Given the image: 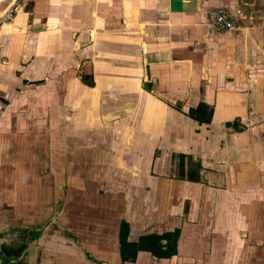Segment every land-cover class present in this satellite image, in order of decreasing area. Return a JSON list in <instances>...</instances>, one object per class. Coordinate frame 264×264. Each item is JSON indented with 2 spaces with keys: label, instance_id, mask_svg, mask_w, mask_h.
<instances>
[{
  "label": "crops",
  "instance_id": "1",
  "mask_svg": "<svg viewBox=\"0 0 264 264\" xmlns=\"http://www.w3.org/2000/svg\"><path fill=\"white\" fill-rule=\"evenodd\" d=\"M54 218L93 259L33 264H264V0H0V232Z\"/></svg>",
  "mask_w": 264,
  "mask_h": 264
},
{
  "label": "water",
  "instance_id": "2",
  "mask_svg": "<svg viewBox=\"0 0 264 264\" xmlns=\"http://www.w3.org/2000/svg\"><path fill=\"white\" fill-rule=\"evenodd\" d=\"M56 181V180H55ZM54 181V182H55ZM64 191V190H62ZM63 193L64 198H66V192ZM69 196V195H68ZM65 200V199H63ZM61 201V200H60ZM63 202V201H62ZM60 203H57L56 210L59 209ZM86 205H84L83 210L87 211ZM58 211V210H57ZM71 211H75L74 208ZM91 211V210H89ZM54 223V228L59 231L63 237L72 240L74 243V246L78 249L79 256L83 259L84 262L91 263L92 261V253L90 247H85L75 236H72L68 232V227L66 222L59 218H54L52 220L43 221L40 223H20V222H11V221H5L3 224L2 231L0 232V238L3 237L4 239V250L3 254L0 255V261H5L6 264H14V261L17 264H33V258L35 257V260L38 256V249L42 246L45 236V228L47 223ZM15 231L18 235L19 239V246L13 249L12 245V233ZM116 236H118V233H116ZM118 241V240H117ZM101 243H104L103 241ZM116 245V244H115ZM115 250L117 251V247H115ZM39 264H42L44 261L40 260ZM37 264V263H36ZM45 264V263H44Z\"/></svg>",
  "mask_w": 264,
  "mask_h": 264
},
{
  "label": "trees",
  "instance_id": "3",
  "mask_svg": "<svg viewBox=\"0 0 264 264\" xmlns=\"http://www.w3.org/2000/svg\"><path fill=\"white\" fill-rule=\"evenodd\" d=\"M205 112V108L203 107H199L197 108L193 113L190 111L188 116L194 120H196L199 123H205L209 120L210 117V113H204ZM201 113V115H204V117H200L199 114ZM126 234H127V226L125 223L121 222L119 224V234H118V239H119V246H120V256L123 260H127V259H132L134 256V253L137 249H150L151 246L155 245V242L158 240L156 237H149L147 238V240H151L152 241V245H147L144 246L141 244L142 239L138 240V243L136 244H128L125 242L126 239ZM166 237L168 235H165ZM165 237V238H166Z\"/></svg>",
  "mask_w": 264,
  "mask_h": 264
},
{
  "label": "built area",
  "instance_id": "4",
  "mask_svg": "<svg viewBox=\"0 0 264 264\" xmlns=\"http://www.w3.org/2000/svg\"><path fill=\"white\" fill-rule=\"evenodd\" d=\"M11 15L12 11H7L1 21H10ZM208 20L211 28L215 31L231 30L234 27L232 18L221 10L208 14Z\"/></svg>",
  "mask_w": 264,
  "mask_h": 264
},
{
  "label": "rangeland",
  "instance_id": "5",
  "mask_svg": "<svg viewBox=\"0 0 264 264\" xmlns=\"http://www.w3.org/2000/svg\"><path fill=\"white\" fill-rule=\"evenodd\" d=\"M2 18V17H1Z\"/></svg>",
  "mask_w": 264,
  "mask_h": 264
}]
</instances>
